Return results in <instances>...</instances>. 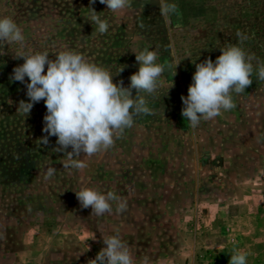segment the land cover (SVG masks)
Returning <instances> with one entry per match:
<instances>
[{"label":"rangeland","instance_id":"1","mask_svg":"<svg viewBox=\"0 0 264 264\" xmlns=\"http://www.w3.org/2000/svg\"><path fill=\"white\" fill-rule=\"evenodd\" d=\"M164 2L175 12L163 14L161 0H131L116 13L99 0H0V17L25 36L23 48L0 41V264H88L104 236L117 234L135 264H229L234 250L264 264V0ZM90 6L108 20L106 33L95 31ZM230 45L254 57L253 83L232 93L233 109L193 128L181 96L196 64L215 62ZM145 49L169 68L153 95L133 90L153 114L134 116L110 149L74 156L83 170L64 168L57 137L39 141L44 101L26 116L17 110L28 97L26 84L10 79L24 63L15 57L71 50L128 87L140 67L135 53ZM48 167L56 173L46 180ZM86 187L114 192L127 210L116 213L112 202V214L91 215L75 194Z\"/></svg>","mask_w":264,"mask_h":264},{"label":"clouds","instance_id":"2","mask_svg":"<svg viewBox=\"0 0 264 264\" xmlns=\"http://www.w3.org/2000/svg\"><path fill=\"white\" fill-rule=\"evenodd\" d=\"M96 0H90V5ZM112 13L121 12L131 6V0H99ZM90 21L96 25L95 31L104 34L109 30L108 20L97 14L94 8ZM163 14L175 12V5L161 0ZM240 40L246 39L237 32ZM0 41L16 43L24 47L25 36L22 29L10 17H0ZM15 58H23L24 63L13 69L10 77L13 81L26 84L28 102L21 100L18 111L30 114L35 103L44 101L47 112L43 117V132L40 138L42 145H48L49 137L55 136L57 152L67 153L64 168L83 170L87 164L76 160L74 156L93 157L95 154L110 149L115 139L125 129L134 124V116L153 114L148 107L145 93L153 95L160 87V77L169 68L158 64L157 53L145 49L135 53L139 62V70L130 76V85L123 86V81L113 82V73L89 62L81 54L64 50L49 58L47 52L21 53ZM253 56L241 47L230 45L221 48L215 62L211 58L196 64L192 83L188 87L187 96H181L184 107L182 116L195 128L201 119L212 120L235 107L232 93H242L253 81ZM46 68V72H45ZM124 70V66L119 72ZM118 72V73H119ZM172 73V72H171ZM176 73H172L174 76ZM28 78L29 82L25 81ZM257 78L264 80V64L258 65ZM71 148V151L68 149ZM56 173L54 167L46 169L45 179ZM81 208L91 207V215L97 217L112 214V202L116 203V213L127 210V205L114 192L101 194L97 190L86 187L75 192ZM103 247L95 259L88 264H135L133 253L121 240L119 235L104 236ZM248 253L234 250L229 264H247ZM146 264V261H145Z\"/></svg>","mask_w":264,"mask_h":264}]
</instances>
